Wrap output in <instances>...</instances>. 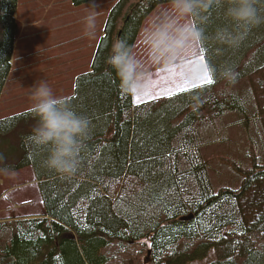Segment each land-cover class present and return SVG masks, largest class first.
Returning <instances> with one entry per match:
<instances>
[{
	"label": "trees",
	"instance_id": "16d2710c",
	"mask_svg": "<svg viewBox=\"0 0 264 264\" xmlns=\"http://www.w3.org/2000/svg\"><path fill=\"white\" fill-rule=\"evenodd\" d=\"M161 2L118 0L107 13L91 70L76 78L68 97L91 121L74 176L43 166L48 149L28 139L36 124L29 109L0 119V137L9 144L0 170L31 166L44 205L41 215L0 221V264H188L210 250L214 257L205 264H264V24L238 48L210 38L201 46L214 69L237 70L240 89L219 95V85H234L211 75V85L134 105L106 57L116 38L134 45L144 17ZM16 7L17 0H0V93ZM258 7L264 13V0ZM220 26L232 27L213 8L204 23L208 37ZM194 93L202 99L195 111ZM229 114L243 127L257 126L258 135L247 141L245 162L229 159L239 185L214 189L200 128Z\"/></svg>",
	"mask_w": 264,
	"mask_h": 264
},
{
	"label": "clouds",
	"instance_id": "9594fccd",
	"mask_svg": "<svg viewBox=\"0 0 264 264\" xmlns=\"http://www.w3.org/2000/svg\"><path fill=\"white\" fill-rule=\"evenodd\" d=\"M261 0H162L143 19L139 29L144 56L134 51V45L116 38L111 43L106 63L119 82L121 93L129 96L144 93L150 84V66L181 62L192 55L193 49L206 44L210 38L217 44L238 48L248 33L264 24V13L258 5ZM221 8L232 27L220 26L211 37L204 23L207 13ZM85 37H93L96 14L90 12L83 18ZM214 79L231 86L237 82V70L224 65L218 70L205 64ZM189 73L192 80L203 74ZM33 103L29 112L36 120L28 139L35 145L48 149L43 166L64 177L74 176L80 165L79 154L90 130V119L74 110L67 97L56 96L46 82H37L30 93ZM202 103L198 93L190 97V107L195 111Z\"/></svg>",
	"mask_w": 264,
	"mask_h": 264
},
{
	"label": "rangeland",
	"instance_id": "374dc122",
	"mask_svg": "<svg viewBox=\"0 0 264 264\" xmlns=\"http://www.w3.org/2000/svg\"><path fill=\"white\" fill-rule=\"evenodd\" d=\"M116 1L118 0H93L86 3L85 5L83 4L81 6L74 7L71 0H18L19 10L27 8L29 2L30 6H33L36 11H39L36 14V18L40 17V19L37 22L38 25L34 27L33 30L38 31V33L31 35V37L34 38V42L40 44L42 42L51 40L49 43L43 45L44 49L38 53L40 54L39 57H33L30 59L27 58L29 62H32L33 60V63L37 62L34 67L42 70V74L44 75L43 80L45 78L51 77L53 78L51 79L53 82L55 80L70 76V74L64 72V68L71 61L76 62V60H79L82 64V67L78 70H74L71 73V76H73L76 72L83 71L85 68H87L89 57L95 45L93 42L99 37L102 22L101 20L103 18L106 19L107 13ZM90 12H95L96 14L95 35L91 38L87 37L83 43L66 42V37L73 33L70 32L72 23L77 21L81 22V19H83ZM30 24H33L34 26L36 25L35 22ZM21 25V21L19 20V27ZM80 36L81 35H79V37ZM17 50L18 48H16V51ZM32 51V54L36 52L35 46L29 45V48L26 52L29 53ZM81 55V59L77 58ZM52 56L53 58L50 59ZM199 56H201L200 52L197 53V49L194 48L192 55L187 59L178 63L169 64L163 69H155L150 73V76L164 78L163 83L160 85L161 88L163 87V89H165L164 91L169 89L173 92L177 91L174 85L183 81L198 84L199 78L202 75H200L198 79L192 80L189 78L188 74L201 72L202 68H200V63L202 62L197 59ZM20 62L21 61L18 59L15 60L13 72L9 77L6 90L4 91L6 92L5 97L1 101L0 118L10 115L6 114V111L29 108L33 103L30 93L32 91V87L36 84V81L40 79H30L25 76V79H29L28 81L25 80V82H18L17 80L19 78H17V76L19 73L17 70L20 68V65H22ZM28 70H32V68ZM26 73L27 70L24 69L22 75H26ZM46 83L49 84L48 82ZM241 87L242 83L240 85L237 84L228 88H225L224 85H219L216 88V93L222 95L220 94L222 89L225 90L224 92H230L233 89L238 90ZM139 101L141 100L136 99V103H139ZM4 108H6V111H4ZM16 110H13V113ZM229 115L230 116L221 120H212L208 124L202 125L200 128V131L203 135L201 151L203 157L209 163L208 175L214 189L220 185H239L241 177L233 171L229 159H238L245 162L244 152L245 147L247 146V141L249 137L255 138V135H258V133L255 132L257 126L250 124L248 127H243L240 123H238L235 114ZM9 138L12 139L11 136H9ZM3 140L5 141L6 138L0 137V152L2 153L3 147L5 150L8 144V142L5 143ZM12 159L14 160L16 158ZM0 176L5 178L4 180H6V188L9 186L13 187L15 195L17 194V198H21L22 196L34 198V212H40L41 210L36 211L38 208L44 210L39 186L37 183H31L32 180L35 179V173L31 166L23 167L18 170H0ZM20 209H18L20 211H17V215L14 216H22L27 211L23 208ZM3 214V216H5L9 213L3 212ZM213 257L214 251L210 250L204 259H198L188 264H205L212 260Z\"/></svg>",
	"mask_w": 264,
	"mask_h": 264
},
{
	"label": "crops",
	"instance_id": "0c3cea01",
	"mask_svg": "<svg viewBox=\"0 0 264 264\" xmlns=\"http://www.w3.org/2000/svg\"><path fill=\"white\" fill-rule=\"evenodd\" d=\"M74 7H77V6H74ZM23 10H25V11H23ZM38 12L39 11H36L33 6H30L29 2H28L27 8L19 10V2L17 0V7H16V11H15L14 16H13L15 23H16V32H15V37H14L13 46H12V55H11V58L9 61L10 62V69L8 71L7 77L4 81V84L2 86L1 93H0V107H1V101L5 97L6 92H4V91L6 90V86L8 84L9 77L11 76V73L13 72V67H14L16 59H18L19 61H21L20 63H22V65H20V68L17 70L19 73L17 76V78H19L17 80L18 82H25V80L28 81L29 79L28 80L25 79V76H27L30 79L31 78H39L40 80H37L36 83L43 80L44 75L42 74V70L37 68V67H34L37 64V62L33 63L34 60L32 62L28 61V59H30V58L39 57L40 54H38V53L44 49L43 45L46 43H49L51 41V40H49L47 42H42V43L38 44L37 42H34V40H33L34 38L31 37V35L38 33V31H33L34 27H36L38 25L37 22L40 19V17L36 18V14ZM104 19L105 18H103L101 20L102 22H101L99 37L96 38V40L93 42V43H95V45H94V49H93V51L89 57L87 68H85L83 71H78L73 76H71V73L74 70H78L82 67V64L80 63L79 60H76V62L71 61L64 68V70H65L64 72L70 74V76L65 77L63 79L55 80L53 82L51 80L53 78H51V77L45 78L42 81V82H48L49 83L48 85L50 86V88L52 89L53 93L56 96H63V97H67V98L72 96L74 93V89H75L76 78L79 75L85 74L91 70L90 65H91V61H92L95 49L97 47L99 39L105 33L104 32V24H105L106 19L105 20ZM19 20L21 21V24H22L20 27H19ZM32 22H35L36 25L34 26L33 24H30ZM27 24H29V25H27ZM31 30H32V32H31ZM83 31H84L83 19H81V22L77 21V22L72 23V25L70 27V32H73V33L70 34V36L66 37L67 40H65V41L70 42V43H72V42L83 43V41H85L87 38L83 35ZM79 35H81V36L79 37ZM55 36H57V35H55ZM139 42H140V39H139V34H138L137 42L134 44V51H136L139 56H144V54H143L144 47L141 43L139 44ZM29 45L35 46L36 52L34 54H32L33 51L29 52V53L26 52L27 49L29 48ZM39 46H41V47H39ZM16 48H18L17 51H16ZM80 51H82V50H80ZM199 52H200L201 56H203L201 47L199 48ZM80 57H82V55L77 57V58H80ZM52 58H53V56L50 59H52ZM200 64H201L200 68H204V66L206 64L205 60ZM156 67L157 66H150L149 72L151 73L155 69H163V68L167 67V65H160L157 68ZM30 68H32V70H28ZM24 69L27 70L26 75H22V72ZM163 79L164 78H158L156 76H151L150 84H149L147 90L140 95L132 96V101H133L134 105L145 102V101L159 100V99L163 98L164 96H167V95H165V92H166V91H164L165 89H163V87L162 88L160 87L161 83H163V81H164ZM19 87H22V86H19ZM159 89H162V90H159ZM136 97H140L139 100H141V101H139V103H136ZM27 109H29V108H22V109H17V110L13 109V110H16L13 113V110L12 111H6V108H4V111H6V114L13 115L15 113L25 111ZM10 115H8V116H10ZM4 179L5 178L0 176V215H2V216H0V221L7 219V218H18V217H28L29 218L31 216L33 217V216L41 215L44 213V210L40 209V208H38L36 210V211L41 210L40 212H34L35 200L33 197H26V196L23 197L22 196L21 198H17V194L15 195L13 187H10V186L7 188L5 187L6 186V180H4ZM31 183H37L38 184V181L36 179H33ZM20 208L26 209L27 210L26 213H24L22 216H14V215H17V213H18L17 211L21 210ZM18 209H20V210H18ZM3 212L9 213V214H6L5 216H3L4 215Z\"/></svg>",
	"mask_w": 264,
	"mask_h": 264
},
{
	"label": "snow or ice",
	"instance_id": "6c2138e0",
	"mask_svg": "<svg viewBox=\"0 0 264 264\" xmlns=\"http://www.w3.org/2000/svg\"><path fill=\"white\" fill-rule=\"evenodd\" d=\"M197 59L199 61L203 62L205 57L199 56ZM213 83H214V80H213L212 76L208 73L207 67H205L202 76L199 78L198 84L197 83H191L188 81H183L181 83L174 85V87L176 88V90L178 92H185L191 88H196L198 86H204V85H211ZM165 95L171 97L174 95V93L172 90L169 89L165 92ZM136 99L139 100V97H137Z\"/></svg>",
	"mask_w": 264,
	"mask_h": 264
}]
</instances>
